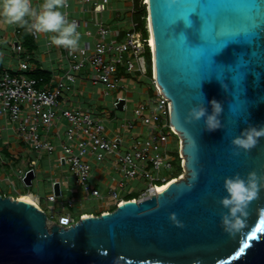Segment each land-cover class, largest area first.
Here are the masks:
<instances>
[{
    "label": "water",
    "instance_id": "95a60500",
    "mask_svg": "<svg viewBox=\"0 0 264 264\" xmlns=\"http://www.w3.org/2000/svg\"><path fill=\"white\" fill-rule=\"evenodd\" d=\"M146 10L152 75L182 138L184 176L68 226L47 224L34 203L0 194V264H264V188L231 234L219 199L225 175L264 172V136L247 150L231 142L249 123H264V0H148ZM146 27L149 35L147 19ZM211 98L222 106L220 127L185 119L200 102L211 112ZM124 103L120 96L114 106ZM34 176L29 168L26 186ZM52 190L60 196L59 180Z\"/></svg>",
    "mask_w": 264,
    "mask_h": 264
},
{
    "label": "built area",
    "instance_id": "2783aa9c",
    "mask_svg": "<svg viewBox=\"0 0 264 264\" xmlns=\"http://www.w3.org/2000/svg\"><path fill=\"white\" fill-rule=\"evenodd\" d=\"M109 1L64 0L66 15L70 19H76L79 27H84L82 32L90 39H80L79 46L70 51L62 45L51 43L45 37V47L63 49L60 57L66 60L64 70L57 75L52 71L53 75L49 80L32 75L37 67L32 62L33 52L26 49L20 40L19 24H13L15 38L11 40V49L18 56L14 69L0 67V119L9 124L16 139L34 152L51 155L59 150L57 163L67 165L69 176L81 193L103 197V200L109 196L114 200L115 208L125 201H137L156 194L157 186L179 178L185 171V155L181 150L182 138L169 120L170 101L152 75L149 37L136 29L138 24L131 14V29H127L121 37H117L118 30L110 34V29L103 24V12ZM73 8L79 13L89 12L92 18L73 15ZM90 21L95 26L94 31L88 29ZM29 32L38 38L39 34ZM2 46L3 39L0 38V49ZM147 52L150 57V75L147 72ZM128 72H139L148 77L153 91L137 101L132 113L116 124L117 131L114 129L111 133L106 126L105 114L109 113L104 108L95 112L89 107L70 106L66 103L67 94L83 82L99 85L103 96L111 90L125 88L126 80H132L124 75ZM123 97L125 109L127 96ZM117 98L112 100L113 104ZM14 162L13 152L10 156L0 153V170L6 173L3 178L0 177V181H12L7 169L12 168ZM23 164L24 167L20 166L16 173L25 185L23 177L26 171L32 168L36 175L37 164L33 160ZM178 165L179 172L176 171ZM162 170H167L168 173L164 174ZM69 176L64 178L68 180ZM131 178L142 180L143 185L127 189L126 182ZM53 182L52 178L51 191L46 195L47 202L56 201L58 197L52 190ZM60 193L62 194L61 185ZM0 194L19 198L6 194L1 186ZM34 196L36 203H32L44 210L39 196ZM67 202V206L60 203V213L56 219H50L46 213L47 224L56 222L68 226L82 218L84 213L96 215L113 209L101 208L106 206L102 202L93 211H80L78 218L73 219V215L66 210L68 206H74V201L68 199Z\"/></svg>",
    "mask_w": 264,
    "mask_h": 264
},
{
    "label": "clouds",
    "instance_id": "9594fccd",
    "mask_svg": "<svg viewBox=\"0 0 264 264\" xmlns=\"http://www.w3.org/2000/svg\"><path fill=\"white\" fill-rule=\"evenodd\" d=\"M142 2L146 6L145 1ZM0 18L8 24L25 25L35 34H49L51 43L62 45L70 51L79 46L81 31L77 20L66 15L64 0H41L38 6H34L31 0H0ZM209 103L212 105L211 112L206 111L204 103L200 102L188 109L185 119L204 117L208 129L220 127L221 121L217 114L222 110L221 103L216 98H211ZM261 136H264V123H249L231 137V142L247 150L257 144ZM223 188L225 194L219 199L226 211L221 212V224L223 229L231 234L247 223L249 204L258 197L260 189L264 188V172L257 173L255 169H250L246 175L239 172L225 175ZM259 211L264 214V206H261Z\"/></svg>",
    "mask_w": 264,
    "mask_h": 264
},
{
    "label": "rangeland",
    "instance_id": "374dc122",
    "mask_svg": "<svg viewBox=\"0 0 264 264\" xmlns=\"http://www.w3.org/2000/svg\"><path fill=\"white\" fill-rule=\"evenodd\" d=\"M109 7L111 9V14L114 16L117 12L115 11L114 7L122 8L124 7L127 9V5L129 4L130 0L127 3L121 0H110ZM78 3V1H76ZM116 3V4H115ZM73 4V3H72ZM126 4V5H125ZM105 14V12H104ZM78 16L82 17H88L92 18L90 16L89 12L86 13H77ZM105 18V17H104ZM124 22H122V26L125 27V29H131L133 27L132 22L130 21V11H127V13L123 12V15L120 17V19H126ZM111 22V20L109 21ZM107 22L106 20L103 22L105 25H108L110 28H115L116 23H118V20L115 19L111 23ZM6 21L2 18L0 22V30L5 27ZM92 24V21L89 23ZM21 33L19 34V38L21 41H23V44L25 43L26 36H29V30L27 26L20 25ZM32 40V37H28L26 41ZM13 51L12 49H10ZM10 56V53L9 55ZM18 56L17 53L13 51V54H11V57L16 58ZM0 65H2V61L0 60ZM124 75L128 76L129 78H132V80L128 81L126 80L125 88H119L117 90H111L109 94L105 95V98L100 95V92L102 91V88L99 85H90L83 83V86H85L84 90H87V88L92 92L93 96L100 97L103 101L105 100L106 103H102V108L105 109V112H108L109 114H105L106 118L109 117H123L130 115L132 112L133 106L136 104L137 101L141 100L143 96H147L148 94H152L153 88L150 83V80L148 77L140 74L139 72H128ZM87 93V92H86ZM120 95V96H127V102H126V108L125 109H117L114 107V104L112 101L110 102V96L111 95ZM82 94V93H80ZM119 97V96H118ZM83 107H87L86 104H82ZM119 120V119H117ZM106 126L109 128H114L113 125L106 122ZM11 135L10 131L6 130L5 132L0 133V145L1 144H7L8 141H10L13 137H9ZM9 137V138H7ZM8 140V141H7ZM17 142L18 139L16 140ZM21 142V141H20ZM19 142V148H14L10 150L14 153L15 161L12 168L7 169V172L11 178L12 181L9 180H1L0 186L3 192L6 194L11 195H17V193L22 192H31L34 194H37L39 196L40 204L43 206L44 211L47 213L50 219H56L58 214L60 213V203L62 202L65 206H67L68 199H72L74 201V206L69 208L72 211L73 219L78 218V211L77 210H84V211H93L95 208L100 207V204L104 202L106 206H101V208L108 207L109 209L113 208L114 200L107 196L104 200L103 197L98 198L94 196H87L83 195L81 191L75 186L73 179L69 176V170L67 169L66 164H59L57 163L56 153L54 154H47L45 152H42L40 156L37 155L36 152H34L30 147L26 146L25 143ZM25 147V148H24ZM29 160H33L36 162L37 166L36 169V176L32 182L31 185L25 186L21 180L18 178L16 171L18 170L19 166H22V162L26 163ZM24 166V164H23ZM162 173H168L167 170H162ZM5 172L0 170V177L3 178L5 176ZM182 175V174H181ZM184 175V172H183ZM58 177L63 179L61 181V187H62V194L57 197L56 201H46V195L49 193L51 186L49 182V178ZM69 176L68 180L64 177ZM144 183L146 184V181L144 180ZM143 185L142 180H137L135 178H131L126 182V188L127 189H133L135 186L140 187ZM104 191V188H103Z\"/></svg>",
    "mask_w": 264,
    "mask_h": 264
},
{
    "label": "crops",
    "instance_id": "0c3cea01",
    "mask_svg": "<svg viewBox=\"0 0 264 264\" xmlns=\"http://www.w3.org/2000/svg\"><path fill=\"white\" fill-rule=\"evenodd\" d=\"M121 1L124 2L125 0H121ZM31 2L34 6H38L41 3V0H31ZM110 2L111 1H109V4H110ZM125 2L127 3L128 1H125ZM109 4H108V6H106V8L104 10L105 14L103 12V22L105 20L107 22H109L111 20V22H112L115 19H117L118 23H116L117 25L115 28H110L108 25H105V23H103V24L110 29V34H113L115 32V30H118L119 34L117 35V37H119V36L121 37L122 34L127 30V29H125V27L122 26L121 23L124 22L125 20H127V18L126 19H120V17L123 15V12L127 13V11H130V14H131L132 0H130L129 4L127 5V7H128L127 9H125L124 7H122V8L114 7L115 11L117 12L114 16L111 14V9L109 7ZM71 13L77 17H80L77 15V13H79V12L75 8H73L71 10ZM1 19L2 18H0V22H1ZM130 21H131V19H130ZM111 22H109V23H111ZM92 24H93V22H92ZM12 26H13V24H8L6 22L5 27L0 30V38L3 39V46L0 49V60L2 61V65H0V67H2V66L8 67L11 70L16 67V63H17V57L16 58L11 57V54H13V51L10 50L12 47L11 40H13L15 38V35L12 31ZM83 29H84L83 26L79 27V30H81L80 39L89 40L90 37L82 32ZM88 29H91L92 31H94L95 26L89 24ZM28 35L29 36H26V37H32V40H29V41L25 40L24 46L26 49H29V51L33 52L32 62L38 67L42 66V67L49 68L56 75L60 74L66 66V62H65L66 60L62 59L60 57V54H61L63 49H61V48L56 49L55 47H50L47 49L45 47L44 38L45 37L49 38V34L41 33V34H39L38 38L33 37L31 34H28ZM32 44H34V46ZM31 45H32V47H31ZM9 53H10V56H8ZM83 83L84 84L86 83L87 87H88V84H90L87 82H83ZM83 83L77 84L74 91L67 94V96L65 97L66 103L70 106H76V105L80 106L82 104H86V106L91 108L93 111L100 112V110L103 109L102 103H106V101L105 100L103 101L100 97H98V95L93 96L92 92L88 88H87V90L83 91L85 88V86H83ZM80 93H82V94H80ZM100 95L103 96L102 91L100 92ZM118 96L120 97V95H115V94L111 95L110 96V102ZM124 96H126V95H124ZM103 97L105 98V96H103ZM125 116L119 117V118H117V117H109L108 119L106 118V122H108L109 124L114 126V128H108L109 130H111V133H112V131L114 132V129L116 131L118 130V127H116V124L119 123V121H121L122 118H124ZM117 119H119V120H117ZM6 130L10 131L11 135L9 137L12 136L13 138L10 141L7 140L8 145L7 144H1L0 145V153L3 156H10L11 155L10 150L17 148V147L19 148L18 145H19L20 141L19 140H18L19 142L16 141L17 139L15 137V133L9 128V124L6 123L4 121V119H0V133L5 132ZM9 137H7V138H9ZM20 143L22 145V142H20ZM55 153L57 156L60 153V151L56 150ZM37 155L40 156L41 154L37 153ZM22 167H24L23 162H22ZM35 176L32 178V182H33ZM52 178L54 180H56V179L60 180V185H61V181L63 179L58 178V177H53V176H52ZM52 178H49V182L52 180ZM50 191H51V189H50ZM20 194L21 193H17V195H13V196H19ZM31 194L34 195V193H31ZM71 207L72 206H68L66 211L70 212L72 214V211L69 209ZM77 211L80 212V211H84V210H77Z\"/></svg>",
    "mask_w": 264,
    "mask_h": 264
},
{
    "label": "trees",
    "instance_id": "16d2710c",
    "mask_svg": "<svg viewBox=\"0 0 264 264\" xmlns=\"http://www.w3.org/2000/svg\"><path fill=\"white\" fill-rule=\"evenodd\" d=\"M147 15V10L145 4L142 2V0H132V9H131V16L134 21L137 22L138 26L136 29L140 30L143 35H147L146 28H145V16ZM28 37H26L27 39ZM25 39V40H26ZM34 46V44H32ZM31 45V47H32ZM147 57V72L150 75V57L149 53L146 54ZM119 73H121V69L119 68ZM32 75L34 76H42L45 80H49L53 73L52 71L47 67L37 66L33 72ZM176 171H180V166L176 168ZM27 192H22L21 194H25ZM129 198L131 196H128ZM88 213L89 211H84Z\"/></svg>",
    "mask_w": 264,
    "mask_h": 264
},
{
    "label": "bare ground",
    "instance_id": "6f19581e",
    "mask_svg": "<svg viewBox=\"0 0 264 264\" xmlns=\"http://www.w3.org/2000/svg\"><path fill=\"white\" fill-rule=\"evenodd\" d=\"M144 1H145V3H147L148 0H144ZM147 24H148V28H149V35H148L149 36V45H150V47L152 49L151 52H153L154 51V41H153V34H152V30H151V24H150V21H149V17H147ZM183 176L184 175L182 174L180 177H183ZM176 179H172L171 181L165 182L162 185L157 186L156 187L157 191L158 192L163 191L165 188L168 187L170 182L175 181ZM19 198L22 199V200H25L27 202H35L36 203L35 196L33 194H31L30 192L25 193V194H20ZM84 216H88V215L84 213L83 217Z\"/></svg>",
    "mask_w": 264,
    "mask_h": 264
}]
</instances>
